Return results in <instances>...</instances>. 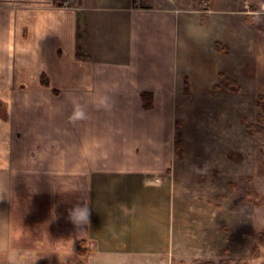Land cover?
Returning a JSON list of instances; mask_svg holds the SVG:
<instances>
[{
    "label": "crops",
    "instance_id": "0c3cea01",
    "mask_svg": "<svg viewBox=\"0 0 264 264\" xmlns=\"http://www.w3.org/2000/svg\"><path fill=\"white\" fill-rule=\"evenodd\" d=\"M183 11L0 0V264H49L79 242L84 264H173Z\"/></svg>",
    "mask_w": 264,
    "mask_h": 264
},
{
    "label": "rangeland",
    "instance_id": "374dc122",
    "mask_svg": "<svg viewBox=\"0 0 264 264\" xmlns=\"http://www.w3.org/2000/svg\"><path fill=\"white\" fill-rule=\"evenodd\" d=\"M183 4L187 11L179 15L177 56L179 73L188 80L186 98L179 99L176 139L182 147L172 169L177 245L172 263L242 259L239 264H264V245L257 243L264 231V134L248 127L257 122V98L264 94V29L259 26L264 0ZM221 72L240 85L238 93L224 86ZM145 259L137 261L166 264ZM48 261L84 264L87 259L72 252L51 254Z\"/></svg>",
    "mask_w": 264,
    "mask_h": 264
},
{
    "label": "trees",
    "instance_id": "16d2710c",
    "mask_svg": "<svg viewBox=\"0 0 264 264\" xmlns=\"http://www.w3.org/2000/svg\"><path fill=\"white\" fill-rule=\"evenodd\" d=\"M253 11L256 12L258 11L257 8H253ZM259 26H261L264 29V15L261 18V21L259 23ZM220 48L219 43H217V48ZM219 76L221 78H223V84L226 88H228L230 91L234 92V93H238L241 89L240 85L238 83H236L235 81L226 78L224 76V74L221 72L219 73ZM219 86H216V88H218ZM143 100L145 102V106L146 107H151L152 106V94L150 93H143L142 94ZM257 106L259 108V113L256 116L257 122L255 124H249L248 127L250 129L253 130V132L257 133V134H264V94H261L258 96L257 98ZM178 125V122H177ZM176 144V150H180L182 147V142L179 141L178 139H176L175 141ZM250 195L247 194V197H249ZM247 202H251L250 200H247ZM257 243L259 245H264V231H261L260 233L257 234ZM85 247V243L84 242H79L78 244L74 245L73 250L75 253L81 255V256H86V248ZM254 254L258 253V245H256L253 249ZM243 260L240 259L238 262L234 259H228L226 261H221V264H239L240 262H242ZM196 264H216L215 262L212 261H204L201 259L196 260Z\"/></svg>",
    "mask_w": 264,
    "mask_h": 264
},
{
    "label": "clouds",
    "instance_id": "9594fccd",
    "mask_svg": "<svg viewBox=\"0 0 264 264\" xmlns=\"http://www.w3.org/2000/svg\"><path fill=\"white\" fill-rule=\"evenodd\" d=\"M72 118L73 119H81V118H83V113L80 112V111H76V112H74ZM85 212H86L87 219L90 221V215H91V213L88 212L87 210H85Z\"/></svg>",
    "mask_w": 264,
    "mask_h": 264
}]
</instances>
